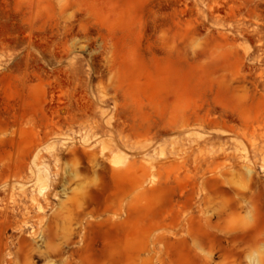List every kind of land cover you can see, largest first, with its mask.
<instances>
[{
	"label": "rangeland",
	"instance_id": "374dc122",
	"mask_svg": "<svg viewBox=\"0 0 264 264\" xmlns=\"http://www.w3.org/2000/svg\"><path fill=\"white\" fill-rule=\"evenodd\" d=\"M0 264H264V0H0Z\"/></svg>",
	"mask_w": 264,
	"mask_h": 264
},
{
	"label": "bare ground",
	"instance_id": "6f19581e",
	"mask_svg": "<svg viewBox=\"0 0 264 264\" xmlns=\"http://www.w3.org/2000/svg\"><path fill=\"white\" fill-rule=\"evenodd\" d=\"M125 170H127V169H125Z\"/></svg>",
	"mask_w": 264,
	"mask_h": 264
}]
</instances>
